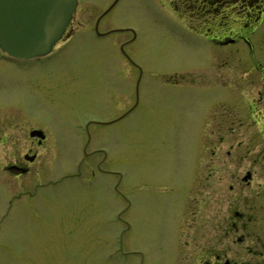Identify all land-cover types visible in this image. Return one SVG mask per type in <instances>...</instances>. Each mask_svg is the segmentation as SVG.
<instances>
[{
  "label": "rangeland",
  "instance_id": "obj_1",
  "mask_svg": "<svg viewBox=\"0 0 264 264\" xmlns=\"http://www.w3.org/2000/svg\"><path fill=\"white\" fill-rule=\"evenodd\" d=\"M113 1L77 0L49 78L34 74L32 85L20 72L16 85L0 89V101L9 100L2 105L9 111H0V136L13 139L0 141V264H196L195 252L212 237L216 248L218 220L227 216L230 224L234 211L244 216L232 222L237 230L227 227V255L264 264V131L241 129L243 135L227 139L212 130L211 141L197 143L203 96L162 101L161 91L181 87L162 86L151 76L177 66L206 76L209 66L189 49L192 36L174 15L161 14L157 0ZM112 3L99 25L114 31L99 36L94 20ZM137 76L136 108L95 126H110L117 141L86 148L105 149L100 167L112 174L97 173V159L90 157L78 167L81 146H73L67 133L63 146L38 148L27 175L1 170L26 152V118L60 130H69L81 113L107 121L129 105L120 95L128 88L133 100ZM11 100L23 105L25 119L15 116ZM245 171L252 174L248 185L240 183Z\"/></svg>",
  "mask_w": 264,
  "mask_h": 264
},
{
  "label": "flooded vegetation",
  "instance_id": "obj_2",
  "mask_svg": "<svg viewBox=\"0 0 264 264\" xmlns=\"http://www.w3.org/2000/svg\"><path fill=\"white\" fill-rule=\"evenodd\" d=\"M115 1V0H114ZM113 1V2H114ZM161 14L167 13L174 15L173 19L178 23L179 27L187 28L189 36H192L189 49L198 51L202 56L201 66H209V73L206 76L193 74L195 67L187 66L182 68L177 66L176 71L170 70L171 74L158 75L151 74L155 81L162 86L170 85V87H181V90L168 92H160L162 101L169 99L168 97L175 98L176 96H187L197 98V94L202 97V103L205 107L204 117L201 118L199 128L196 130L197 143L201 140L211 141V131H219L221 136L240 137L242 134L241 129H253L264 131V0H157ZM110 5L109 9L112 7ZM108 8V7H107ZM106 8V9H107ZM108 9V10H109ZM108 10L106 12H108ZM106 12H101L94 20L92 30L99 36L114 31V29H106L100 26V21ZM66 33L61 37V40ZM71 35L67 37L70 38ZM66 42V41H65ZM60 43V42H59ZM55 44L51 52L45 56L35 57L31 59H16L8 56L0 50V89L4 85H16L19 81L18 77L14 74L20 75L23 73L26 78L24 81L33 85L34 74H39L45 78H49L48 72L51 71L52 59L57 56L62 50V46ZM64 43V42H63ZM58 45V46H57ZM61 49V50H60ZM59 51V52H58ZM127 60V58L124 57ZM244 67H248L246 69ZM28 68H30L28 70ZM129 68L128 64L124 65V70ZM239 70L241 73L239 74ZM252 72V73H251ZM257 73V74H255ZM129 76V75H128ZM136 77L134 81L133 100H129V88L127 92L120 94L126 96V102L129 105L118 116L107 118V121L100 122L92 117L81 113L80 121H71L72 127L67 130L57 129V125L51 123V128L46 125L42 119H27L28 127L25 141L27 142L26 152L22 154L21 160L17 158L11 163H6L1 166V170L11 174L13 177L27 175L29 166L33 163L38 155V148L44 145L63 146V137L67 133L68 138L72 141V145L76 147L81 146L82 158L78 161L77 166L84 161V159L94 158L95 168L97 173H105L106 175L112 174L110 169L103 170L100 164H104L106 157L105 149L96 146L93 150L86 152L88 145L96 143H104L105 145L114 144L117 141L114 130L108 131L106 128L98 129L95 126H104L112 124L119 119L126 117L128 113L139 103V92L137 84L139 80ZM50 81L47 80V83ZM130 83V82H129ZM155 85H157L155 83ZM130 86V85H129ZM201 87V88H198ZM198 88V89H197ZM156 90H151L150 94L157 93ZM149 92V91H148ZM191 95V96H190ZM165 99V100H164ZM190 100V98H189ZM7 100L5 103H8ZM141 102V101H140ZM168 102V100H167ZM0 101V111H9V106H2ZM15 105V116L20 119V116L25 119L22 113L23 105L20 102L12 101ZM141 104H146L145 102ZM13 105V106H14ZM166 114L169 113L164 109ZM86 113H92L85 110ZM169 118H172L170 116ZM125 120V119H124ZM65 127L67 120L64 122ZM118 126V125H116ZM126 129V127H125ZM194 130V129H193ZM240 130L238 134L232 133L233 131ZM102 131V132H101ZM260 133V132H259ZM264 137V132H261ZM105 134V137H103ZM1 135V133H0ZM23 135V133H22ZM0 136V141H12L13 139L6 137L5 133ZM220 138V137H219ZM103 140V142H102ZM222 139H219L221 141ZM120 141V139L118 140ZM6 143V142H5ZM13 143V142H12ZM58 150V149H57ZM101 154L100 158L95 156ZM203 166V165H202ZM194 172L196 166L194 165ZM204 167V166H203ZM202 167V168H203ZM209 166H207L208 168ZM201 168V166H200ZM211 168V167H210ZM207 171L209 174L214 168ZM204 169V168H203ZM215 169V168H214ZM226 168H223L225 175ZM94 172V171H93ZM90 172L91 175L94 173ZM193 172V173H194ZM251 172L245 171L244 175L240 177V183L248 185L251 179ZM193 178V177H192ZM196 179V178H195ZM203 186L207 184V180L203 178ZM228 187V191L232 188ZM193 188H195L193 186ZM193 188H188L191 194ZM190 197L187 201L189 203ZM234 219L230 218V224L227 216L220 218L219 221V237L215 238L214 242H220L213 248L212 238L209 239V246L202 251H194L197 254L196 264H256L254 260H244L242 257L236 256L235 258L227 255V246H224L228 228H234L233 221L242 220L244 216L242 213L234 211L232 214ZM243 238H237L238 243H241Z\"/></svg>",
  "mask_w": 264,
  "mask_h": 264
},
{
  "label": "water",
  "instance_id": "obj_3",
  "mask_svg": "<svg viewBox=\"0 0 264 264\" xmlns=\"http://www.w3.org/2000/svg\"><path fill=\"white\" fill-rule=\"evenodd\" d=\"M75 5L76 0H0V49L21 59L48 53Z\"/></svg>",
  "mask_w": 264,
  "mask_h": 264
}]
</instances>
